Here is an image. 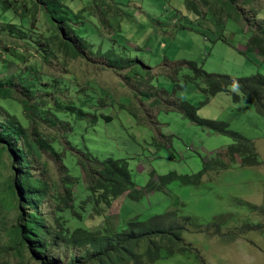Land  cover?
I'll return each mask as SVG.
<instances>
[{"label": "rangeland", "instance_id": "374dc122", "mask_svg": "<svg viewBox=\"0 0 264 264\" xmlns=\"http://www.w3.org/2000/svg\"><path fill=\"white\" fill-rule=\"evenodd\" d=\"M56 1L73 17L70 24L81 30L82 37L107 39V44H95L94 55L86 50V57L67 60L59 53L58 32L43 12L34 14L36 6L31 0H26L27 10L21 7L22 0H0V79L21 77L35 82L40 72L43 80L31 86L28 95L18 93L29 98L27 111L19 101L0 99V122L11 114L25 127L34 125L39 132L59 139L53 147L75 178L74 206L81 217L72 209L58 216L71 231L105 232L107 228L121 231L133 218L147 222L175 211L204 226L188 225V234L184 233L182 245L192 249L191 255L163 254L155 264H264V210L258 207L264 205V117L255 102L234 87L229 92L206 94L193 79L195 72L183 65L194 61L208 73L242 79L264 75V55L249 45L253 35L242 30L244 20L231 18L219 26L212 8L204 10L203 17L188 10L187 0ZM3 3L8 10L1 9ZM257 9L255 25L264 29V4ZM80 12V19H74ZM246 13L254 20L250 8ZM32 41L52 46L49 61L39 57L29 45ZM103 53L110 59L123 58L130 69L105 68ZM58 82L66 86L69 96L64 88L54 89ZM68 100L76 110L69 116L64 113ZM180 100L196 106L200 118L227 122L230 129L251 140L261 164L242 167L236 156L235 163L228 161L226 171L213 170L199 179L205 161L213 164L216 153L234 141L187 120L176 107ZM54 109L62 111L59 118L64 128L52 116ZM78 111L85 117H77ZM77 152L100 160H128L136 190L102 207V214L92 204L83 210L82 202L90 192ZM256 155L247 161L257 160ZM12 167L7 152H1L0 264H40L31 260L16 223L10 224L19 220L16 195L7 192L14 177ZM59 171V161L46 151L33 165L34 174L55 182V197L50 201L54 206L56 196L68 187L60 182ZM170 174L173 177L159 186L158 179ZM46 204L42 209L46 210ZM248 204L258 206L251 210ZM224 215L232 219L216 227ZM76 253L65 248L60 255L67 259Z\"/></svg>", "mask_w": 264, "mask_h": 264}, {"label": "trees", "instance_id": "16d2710c", "mask_svg": "<svg viewBox=\"0 0 264 264\" xmlns=\"http://www.w3.org/2000/svg\"><path fill=\"white\" fill-rule=\"evenodd\" d=\"M21 7L27 10L26 0H22ZM36 6L34 14L43 12L53 29L60 36L59 53L67 60H76L80 57H86L85 51L94 55L95 44H107L105 40H98L95 36L84 38L80 35L81 30L73 28L70 24L73 17L62 8L56 0H31ZM264 4V0H187V8L190 12L204 16L207 9L212 8L216 22L223 26L229 19L237 18L242 21V30L252 33L249 45L264 55V29L261 25L256 26L258 6ZM8 4L3 3L1 9L8 10ZM246 8L251 9L252 20L246 13ZM82 12L74 19H80ZM245 16L247 18H245ZM254 22V23H253ZM108 23V20L104 21ZM252 25L250 26V24ZM243 25L248 27L243 29ZM111 26V25H110ZM251 27L256 29L252 31ZM112 45L114 41L109 40ZM29 45L35 50L39 57L49 61L52 55V46H44L43 41L30 42ZM2 44L0 43V47ZM104 51V50H103ZM110 52V48L108 49ZM105 55L107 65L105 68H112L117 71L130 69L131 65L123 58H109ZM186 65L195 72L194 80L198 81V87L208 95H216L223 92H229L232 87L244 93L242 95L252 99L260 114L264 117V75L256 74L252 77L237 78L231 75L208 73L194 61H185ZM180 66L177 67L179 69ZM34 81L18 78L15 80L9 78L0 79V99H14L19 101L28 110L29 98L17 96L19 92L27 94L30 87L42 83L40 72ZM67 81H75L69 80ZM64 81V82H67ZM65 89L62 83H55L54 89ZM19 89V90H18ZM238 99L237 94H233ZM69 99V98H68ZM205 103V102H204ZM68 112L66 115L76 113L68 100ZM176 107L182 110L183 115L190 122L204 127L218 134L228 135L234 141L226 149L219 150L216 153V160L213 164L205 161L202 176L210 171H226V164L233 162L238 156L242 167H257L261 164L256 155V149L251 140L244 137L241 133L230 129L229 123L223 121H213L202 119L198 116V108L185 100H180ZM55 110V109H54ZM62 111L55 110L54 116L62 128L65 122L59 118ZM51 113V112H50ZM30 116V115H29ZM77 117H85L82 111L77 112ZM90 123H95V119H90ZM52 139V140H51ZM59 140L56 136H49L39 132L34 125L25 127L18 121L14 115L8 114L0 122V153L7 152L13 163L14 177L10 180L7 192L13 196L11 191L16 195L13 196L17 202L18 217L10 224L16 223L17 232L20 235L21 242L28 249L31 260L40 264H155L166 254L172 255H191L192 249L183 246L184 233L188 234V225L204 226L199 220L189 216H179L175 211L165 215L156 216L147 222H141L138 218L129 220L126 227L121 231L106 229L102 231H91L88 229L78 228L71 231L66 225V221L59 217L58 214L66 209L74 210V213L81 217L80 213L75 210L74 199V180L75 178L69 173L67 166L62 160V156L56 152L53 142ZM69 144V142H67ZM70 146V144H69ZM50 153L59 161L61 177L60 182L68 187L64 192L56 196L58 204L54 206L50 201L54 199V186L52 178L38 176L33 172V165L42 159L43 152ZM80 154V156H79ZM257 156V160H248V157ZM79 165L83 170L84 180L90 192L86 201L82 202V209L85 206L93 205L98 214H102V207H109L111 203L124 194L132 192L135 189L129 162L126 159L107 158L100 160L90 155L77 152ZM231 163V164H232ZM237 163V162H236ZM230 166L227 167V169ZM174 174L158 179L159 186H164ZM176 176V175H175ZM69 184H73L72 188ZM47 203L46 210L42 206ZM251 210L258 205L248 204ZM264 210V205L258 206ZM232 219L230 215H224L216 227L226 220ZM18 220V222H17ZM9 223V222H8ZM250 227H255V224ZM214 227L215 224L208 225ZM263 226V225H262ZM245 233L244 230L241 231ZM235 237V236H234ZM73 249L76 254L65 259L60 255L63 249ZM14 259L8 257V260ZM203 262V261H201Z\"/></svg>", "mask_w": 264, "mask_h": 264}]
</instances>
